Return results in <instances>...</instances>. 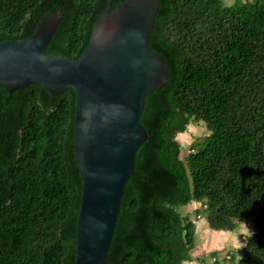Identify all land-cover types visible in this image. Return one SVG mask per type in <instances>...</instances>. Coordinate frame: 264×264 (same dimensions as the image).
Listing matches in <instances>:
<instances>
[{
    "label": "trees",
    "instance_id": "1",
    "mask_svg": "<svg viewBox=\"0 0 264 264\" xmlns=\"http://www.w3.org/2000/svg\"><path fill=\"white\" fill-rule=\"evenodd\" d=\"M105 1L0 0V42L58 9L46 53L76 59ZM149 44L166 81L145 97L147 136L104 264L190 261L196 225L176 207L192 201L213 230L249 227L241 247L210 251V264H264V0H159ZM74 104L72 89L29 84L8 96L0 86V264H75ZM196 121L208 133L182 157L177 136Z\"/></svg>",
    "mask_w": 264,
    "mask_h": 264
},
{
    "label": "water",
    "instance_id": "2",
    "mask_svg": "<svg viewBox=\"0 0 264 264\" xmlns=\"http://www.w3.org/2000/svg\"><path fill=\"white\" fill-rule=\"evenodd\" d=\"M105 4L76 59L46 53L62 17L44 16L21 39L0 42V86L38 84L51 94L72 89L74 155L81 177L75 264H104L123 188L134 173L137 148L147 133L140 122L145 97L166 81L167 64L149 44L159 0Z\"/></svg>",
    "mask_w": 264,
    "mask_h": 264
},
{
    "label": "crops",
    "instance_id": "3",
    "mask_svg": "<svg viewBox=\"0 0 264 264\" xmlns=\"http://www.w3.org/2000/svg\"><path fill=\"white\" fill-rule=\"evenodd\" d=\"M187 205L186 211L188 212L190 209L194 210L198 203L192 201ZM194 222L196 225V244L191 251L192 259L184 261L183 264H199L197 260L200 258L204 259V256L206 255L207 257L212 250H221L222 244L226 242L231 245L228 250L239 248L245 242L247 229L244 227L238 232L213 230L208 226L206 219L202 215L200 218L194 219ZM218 254L221 255V252L219 251ZM204 264H210V261L204 259Z\"/></svg>",
    "mask_w": 264,
    "mask_h": 264
},
{
    "label": "rangeland",
    "instance_id": "4",
    "mask_svg": "<svg viewBox=\"0 0 264 264\" xmlns=\"http://www.w3.org/2000/svg\"><path fill=\"white\" fill-rule=\"evenodd\" d=\"M233 0H225V2L226 3H230V2H232ZM208 133V131L206 130V127H205V125H204V123L203 122H201V121H196V122H194V123H190L189 125H188V128H187V130L184 132V133H182V134H179L178 136H177V139H178V141L182 144L181 146H183L182 147V152H181V156L183 157L184 156V154H185V152H186V150H187V148L189 147V144L192 142V141H194L196 138H202L204 135H206ZM188 206V205H187ZM177 208V210L179 211V212H181V213H186L187 211H186V205H182V206H177L176 207ZM188 213L190 214V216H192V218L193 219H196L197 217H196V214H195V212L193 211V210H189L188 211ZM245 228V229H247V228H249L248 226L246 227V226H244V224H241L238 228H236V229H234V231H236V232H238V231H240L242 228ZM247 231H248V229H247ZM231 245L229 244V243H224V244H222V248H221V250H218V251H223L222 249H229V247H230ZM222 253V252H221ZM204 259L206 260V261H209V257H206V255L204 256ZM211 262V261H210Z\"/></svg>",
    "mask_w": 264,
    "mask_h": 264
},
{
    "label": "built area",
    "instance_id": "5",
    "mask_svg": "<svg viewBox=\"0 0 264 264\" xmlns=\"http://www.w3.org/2000/svg\"><path fill=\"white\" fill-rule=\"evenodd\" d=\"M197 218H200V215H197Z\"/></svg>",
    "mask_w": 264,
    "mask_h": 264
}]
</instances>
